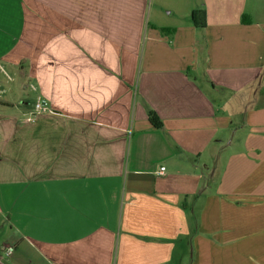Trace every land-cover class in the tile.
<instances>
[{"label":"crops","instance_id":"1","mask_svg":"<svg viewBox=\"0 0 264 264\" xmlns=\"http://www.w3.org/2000/svg\"><path fill=\"white\" fill-rule=\"evenodd\" d=\"M248 1L0 0V264H264Z\"/></svg>","mask_w":264,"mask_h":264},{"label":"built area","instance_id":"2","mask_svg":"<svg viewBox=\"0 0 264 264\" xmlns=\"http://www.w3.org/2000/svg\"><path fill=\"white\" fill-rule=\"evenodd\" d=\"M51 111L50 107L48 106L47 102L38 98L35 102L34 108L32 113L29 115L27 118L28 120H33L34 115L39 114V113H44V112H49ZM164 171V167H160V169L156 172L158 175H162ZM13 251V247H5L2 251L4 256H9L11 255Z\"/></svg>","mask_w":264,"mask_h":264},{"label":"trees","instance_id":"3","mask_svg":"<svg viewBox=\"0 0 264 264\" xmlns=\"http://www.w3.org/2000/svg\"><path fill=\"white\" fill-rule=\"evenodd\" d=\"M191 18H192L193 23L196 26H199V27L204 26L205 22H204V10L203 9L192 11ZM148 119L154 127L158 128L161 126V122L154 112L150 111L148 113Z\"/></svg>","mask_w":264,"mask_h":264},{"label":"rangeland","instance_id":"4","mask_svg":"<svg viewBox=\"0 0 264 264\" xmlns=\"http://www.w3.org/2000/svg\"><path fill=\"white\" fill-rule=\"evenodd\" d=\"M248 4H249V8H251L252 10L258 9V11H260L259 13L264 11V0H250L247 3V7H248ZM150 7H151V0H149L148 10L150 9ZM203 10H204V8H203ZM253 14H255V16H256L255 12Z\"/></svg>","mask_w":264,"mask_h":264}]
</instances>
